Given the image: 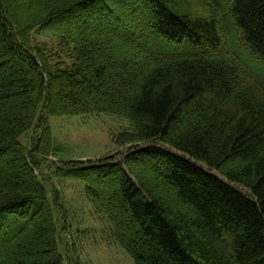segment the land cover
<instances>
[{
	"label": "trees",
	"instance_id": "1",
	"mask_svg": "<svg viewBox=\"0 0 264 264\" xmlns=\"http://www.w3.org/2000/svg\"><path fill=\"white\" fill-rule=\"evenodd\" d=\"M12 1L0 0V264H63L39 182L37 137L28 151L20 137L39 129L46 114L96 113L131 122L132 131L115 138L130 145L126 153L61 160L56 169L85 180L87 197L134 264H264V70L255 65L264 59V0H117L120 12L109 0H15L14 13ZM97 17L104 23L92 24ZM79 23L96 35L79 36L72 29ZM98 25L116 29L134 60L114 59L117 46L101 41L107 31ZM33 30L55 33L71 63L34 49ZM14 54L18 63L10 62ZM78 86L87 97L71 96ZM38 137L47 155L48 128ZM136 160L158 166L179 199L138 178ZM113 171L144 240L128 236L102 198L97 184Z\"/></svg>",
	"mask_w": 264,
	"mask_h": 264
},
{
	"label": "rangeland",
	"instance_id": "2",
	"mask_svg": "<svg viewBox=\"0 0 264 264\" xmlns=\"http://www.w3.org/2000/svg\"><path fill=\"white\" fill-rule=\"evenodd\" d=\"M191 1L197 3V0ZM131 2L136 6L143 4L144 0H131ZM12 3V9L10 10L14 13L17 2L14 0ZM108 3L116 12L122 10L117 0H109ZM99 6L98 3L95 4V9L98 11L101 9ZM131 11L120 14L124 18ZM132 16L131 14L130 17L133 22ZM70 19L73 20V18ZM104 20L103 17H97L92 20V24L96 22L99 24V22ZM67 21L69 22V19ZM98 26L99 29L107 31V37H101V41L111 42V45L117 46L116 49L113 48L110 52L114 59L134 60L132 48L127 45H120L121 42L117 39L119 37L115 34L116 29L110 30L107 26ZM72 29L77 31L78 35L80 34L79 36L84 35V37H94L95 33H97L96 27L86 26L81 23L76 26L73 25ZM56 37L55 33L35 32L33 30L29 33L27 39L34 49H44L46 55L51 56L54 62L59 61L66 65L70 64L71 54L67 51L66 46L63 45V41ZM9 58L11 63L19 62L17 54ZM143 70L145 71V68ZM25 74L27 75V73ZM240 77L243 78L241 74ZM242 80L239 79L241 85L243 84ZM84 91L81 86H78L72 88L69 92L71 96L87 97ZM63 101L64 103H69L67 98ZM46 127L51 134L52 142L49 150H52L50 152L48 150L49 153L44 155L41 151L45 148V140L42 139L41 141L38 135L40 136V130ZM131 131L132 124L127 118L113 114L96 113L64 116L46 114L39 129L35 126L20 137V142L27 151L32 148V140L37 137L34 144L37 148L34 150L36 153L35 158L39 161L40 169L44 176V180L39 177V182L44 184L46 188L50 209L56 219L57 251L64 260L63 264H134L133 259L113 238L111 225L103 213L98 211L87 197L85 180L62 177L61 173H58L56 169L57 166H63L60 162L61 160H75L86 163L87 161L96 162L108 156H115V160L119 159L126 153L130 145L118 146L115 144V138L119 133H129ZM54 151L60 153L55 154ZM6 154L12 155L13 150L11 148L8 149ZM133 165L139 169L134 171L138 178L143 175L147 176L150 183L161 184L173 198L179 199L177 191L161 175L158 166L156 168L147 161L137 160ZM113 172L112 179L109 177L110 180L106 182L97 181L94 183L99 182L97 185L104 189L102 198L107 205L113 206L111 207L113 208L112 215L117 224L120 221L127 226L128 236L144 240L143 237L136 233L137 228L130 219L129 211L119 200V193H117L119 175L117 176L116 174L118 171ZM93 174L89 173L91 176ZM59 209L62 210L63 216L60 215Z\"/></svg>",
	"mask_w": 264,
	"mask_h": 264
}]
</instances>
